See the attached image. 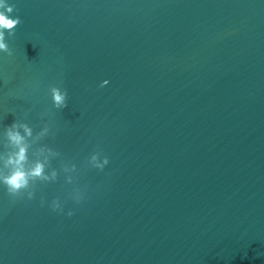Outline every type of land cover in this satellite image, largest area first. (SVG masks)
Wrapping results in <instances>:
<instances>
[{"label": "water", "instance_id": "water-1", "mask_svg": "<svg viewBox=\"0 0 264 264\" xmlns=\"http://www.w3.org/2000/svg\"><path fill=\"white\" fill-rule=\"evenodd\" d=\"M9 3L0 156L27 122L58 177L0 185L2 264H264V0Z\"/></svg>", "mask_w": 264, "mask_h": 264}, {"label": "clouds", "instance_id": "clouds-1", "mask_svg": "<svg viewBox=\"0 0 264 264\" xmlns=\"http://www.w3.org/2000/svg\"><path fill=\"white\" fill-rule=\"evenodd\" d=\"M15 10V4L9 3V0H0V53L7 52L11 55V49L7 41V36L14 35V29L21 23L19 16L13 17L10 15ZM110 83L108 79H105L101 87L107 86ZM51 99L53 106L56 109H63L67 107L68 92L61 87L52 86L50 89ZM51 131L50 123H47L45 127L40 131L36 139H40L48 135ZM8 143L12 147V151L6 157L0 156L3 160V168L9 169L7 173L0 169V185L6 186L7 192L13 199V202L17 197L27 196V199L32 200L35 198V192L30 190L32 182L39 179L46 182H54L57 177V171L53 170L51 173L47 171L48 156L44 160H36L31 167H26L28 161L29 151V138L33 137V129L29 123H13L5 128V133ZM41 153L47 151L49 156L59 155V153L53 151L51 148H41ZM92 165L94 168L103 170L106 165L109 164L107 156L101 157L99 154H93L91 157ZM71 182V178H69ZM84 199V193L79 190L78 195L74 198V201L79 203ZM46 201L41 198V204H45ZM53 211L63 212L64 204L60 198L53 199L49 205ZM74 213L72 210L67 212L68 216H72ZM2 264V261H0Z\"/></svg>", "mask_w": 264, "mask_h": 264}]
</instances>
